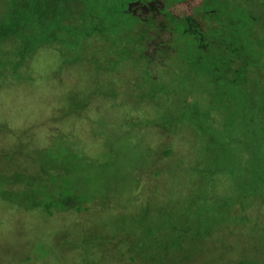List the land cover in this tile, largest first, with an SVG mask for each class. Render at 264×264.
Here are the masks:
<instances>
[{
  "label": "rangeland",
  "instance_id": "rangeland-1",
  "mask_svg": "<svg viewBox=\"0 0 264 264\" xmlns=\"http://www.w3.org/2000/svg\"><path fill=\"white\" fill-rule=\"evenodd\" d=\"M68 55L0 43V264H264L259 164L205 158L184 127L168 143L163 110L110 81L132 72Z\"/></svg>",
  "mask_w": 264,
  "mask_h": 264
},
{
  "label": "trees",
  "instance_id": "trees-1",
  "mask_svg": "<svg viewBox=\"0 0 264 264\" xmlns=\"http://www.w3.org/2000/svg\"><path fill=\"white\" fill-rule=\"evenodd\" d=\"M0 43L51 45L123 79L129 70L112 85L137 91L136 108L163 110L168 143L184 127L205 158L259 164L264 176V0H0Z\"/></svg>",
  "mask_w": 264,
  "mask_h": 264
},
{
  "label": "crops",
  "instance_id": "crops-1",
  "mask_svg": "<svg viewBox=\"0 0 264 264\" xmlns=\"http://www.w3.org/2000/svg\"><path fill=\"white\" fill-rule=\"evenodd\" d=\"M180 231L182 232V230H179V232H180ZM188 238L195 239V238H196V236H195V235H192V236L190 235ZM178 239H179V240H181V239H182V236H181V235H179V236H178ZM195 241H196V240H195ZM178 251H179V250H177V252H178ZM169 255H174V254H173V252L171 251V253H170Z\"/></svg>",
  "mask_w": 264,
  "mask_h": 264
}]
</instances>
